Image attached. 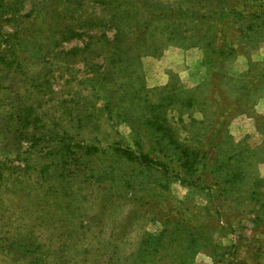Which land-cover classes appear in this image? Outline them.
<instances>
[{"label":"rangeland","instance_id":"rangeland-1","mask_svg":"<svg viewBox=\"0 0 264 264\" xmlns=\"http://www.w3.org/2000/svg\"><path fill=\"white\" fill-rule=\"evenodd\" d=\"M244 2L4 0L0 264H264V15H248L264 8ZM163 10L177 14L151 17ZM182 12L221 17L224 38ZM118 29L132 67L114 76L121 96L139 78L154 102L178 87L199 95L206 116L189 109L198 121L182 123L175 105L167 117L197 159L191 177L173 151L146 174L137 154L117 151H138L126 114H101L104 82L88 80L108 77L91 50ZM244 74L222 86L240 110L213 140L220 85L212 83Z\"/></svg>","mask_w":264,"mask_h":264},{"label":"trees","instance_id":"trees-1","mask_svg":"<svg viewBox=\"0 0 264 264\" xmlns=\"http://www.w3.org/2000/svg\"><path fill=\"white\" fill-rule=\"evenodd\" d=\"M245 2L242 4L247 9H256V8H264V1L262 0H244ZM4 0H0V7L4 8L3 5ZM258 2V4H256ZM239 5H236L230 10L232 12H235ZM177 13H173L172 10H163L162 12H159L156 14V12L152 13L151 17H159L164 19H173L174 15ZM250 16H262L264 15L262 12H254L249 13ZM181 16L183 17H189L190 19L194 18L198 20L199 25H205V24H212L213 27H219L220 31V39L224 38V29L228 23L224 22V19L219 18H210V17H198L199 14L196 13H181ZM114 17L112 16L111 19ZM151 18H149L148 21H150ZM153 20V19H152ZM232 23V22H229ZM234 23V22H233ZM174 34V33H173ZM121 32L119 33V29L116 33V35L110 39L108 37H105V42L101 45H98L97 47H94V50H91V45H87L84 49H76L77 51L81 52L82 50H85L87 48V51H92V53L99 57L104 64L97 66L98 69L103 68V70H106L104 74H107L105 79L100 78H92L88 80V83H103L105 85V88L101 90V94L96 95V101L99 102L100 99L105 101L104 106H101L99 111L102 114V111L108 112V113H116L117 116L120 119H123V113L126 114L124 116L125 123L128 124V126L131 129L132 134L134 135V140L136 141L135 145L137 146V150H131L128 149L127 151L123 150H117L118 152H122L124 155H127L129 157L134 156L135 154L138 155V157L134 158V162L136 164H139V167H136V169H140L142 174H146L150 171H158L162 169V163L163 159L167 155H171V151H173V155L175 157H179L181 167L185 171V175L191 177L193 174H196L198 172V168L194 165L197 164V159L193 152H190V149L187 148L184 144L180 143L177 134L170 126V122L168 117V110L178 105L180 106V110H178V113L180 114V122H184L183 118L184 116H188V119L190 122H197L196 113H189V109H193L194 111H199V113L203 116H206V113L204 109H200V106L202 105V102L200 101L199 95L196 90H185L183 88H177L176 90L167 92L168 96L162 100L155 101L150 98V93L153 91L150 89H147V86L145 84L141 83L140 78L138 79L137 83L139 85H142L141 87H134L135 84L131 85L132 89H135V91L122 89L125 94L122 96L120 95L121 91L119 88L115 89L116 83L114 82V76L117 73H121L122 70H126V68H132L131 64H129V60L127 58V53L121 45L124 41L120 38ZM124 73V72H122ZM102 75V74H100ZM245 74L241 75L238 78H229V77H221L220 79L218 77L215 78V83H212V86L217 89L216 93L214 95L216 96V103H219L220 110L216 111L214 110L213 115L218 117V128L217 130H214L213 133V140H217L221 128L220 125H223L225 121H228L230 117L232 116V113L237 112L240 110L238 106L232 107L230 98L226 96L225 92L222 90L223 84L226 83L225 88L227 89V80H231V83H238V81H242L245 78ZM87 81V80H86ZM85 83V82H84ZM108 83H112L113 90L111 93L110 88H107ZM229 85V84H228ZM100 88V87H99ZM221 89V91H220ZM126 91V92H125ZM52 90L50 89V93ZM111 93V94H110ZM223 94V95H222ZM212 99H208L207 96L205 98V102L203 105H205L208 102H211ZM168 103V105L165 104V102ZM68 102V101H67ZM131 102V103H129ZM129 103V104H128ZM213 105V104H212ZM211 107V105H209ZM175 108H171V111H173ZM215 109V108H213ZM120 111V113H118ZM198 114V113H197ZM115 117V116H112ZM201 137H203V134H201ZM139 141V142H137ZM164 142L168 143L171 148H168ZM211 144H208L210 146ZM89 146V145H88ZM204 156V155H203ZM207 158V156H204ZM140 160V163L138 161ZM148 163V164H146ZM223 166V164L220 166V168ZM154 171V172H155ZM248 176V174L242 170L241 167L237 168V173L235 174V179L237 182H244V179ZM258 178V177H257ZM115 179V177H114ZM258 183L257 180L254 179V184ZM186 213V211H185ZM188 216V215H187ZM186 214L184 215V218L187 219L188 217ZM190 217V215H189ZM188 220V219H187ZM198 224V223H197ZM199 227V225H197ZM203 229V228H202ZM219 230H221L219 228ZM202 230L198 233L199 235H202ZM160 238V236L158 237Z\"/></svg>","mask_w":264,"mask_h":264}]
</instances>
